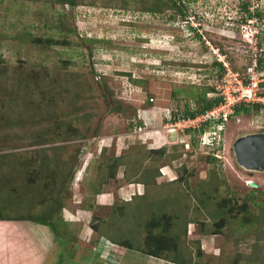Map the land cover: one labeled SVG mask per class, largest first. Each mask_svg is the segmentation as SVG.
<instances>
[{
  "label": "rangeland",
  "instance_id": "rangeland-1",
  "mask_svg": "<svg viewBox=\"0 0 264 264\" xmlns=\"http://www.w3.org/2000/svg\"><path fill=\"white\" fill-rule=\"evenodd\" d=\"M153 2L79 0L73 7L55 0H0V55L6 63L0 64V182L9 181L0 193V211L43 217L52 208L60 236L75 239L94 230V222L109 237L136 246L144 241L150 215L166 211L178 225L192 221L181 254L193 253L202 264H264V171L245 169L234 150L240 136L264 132V108L233 115L219 138L185 131L178 119L173 128L164 120L172 111L199 108L207 88L236 85L231 62L240 78L253 74L264 84V68L257 70L264 58V17L256 23L257 15L240 7L242 0H178L189 16L170 20L178 11L145 10ZM60 17L75 33L59 25ZM49 38L69 43L48 46ZM20 65L38 78L21 81ZM76 130L86 136L74 135ZM165 137L167 143H152ZM164 145V155L154 153ZM210 153L218 161L207 160ZM116 156H122L118 178L106 182L101 194V167ZM138 191L145 195L135 196ZM134 196L130 206L140 224L130 211L109 218L113 202ZM226 199L230 212L222 205ZM245 199L247 212L240 211ZM222 217L225 225L211 233Z\"/></svg>",
  "mask_w": 264,
  "mask_h": 264
},
{
  "label": "trees",
  "instance_id": "trees-1",
  "mask_svg": "<svg viewBox=\"0 0 264 264\" xmlns=\"http://www.w3.org/2000/svg\"><path fill=\"white\" fill-rule=\"evenodd\" d=\"M55 1L58 3L65 4V5L69 4L73 7H75L76 5L79 4V0H55ZM165 9H174L175 11H178V12H174L173 14H171L169 16L170 20H174L176 15H180L181 18H186L189 16L188 15V13H189L188 8L186 9L184 5L178 3V0H154L153 4L151 6L145 7V10H147V11L158 12V13L163 12ZM245 9H246V6H245ZM59 21H60L59 25L61 27H63L66 31H68L69 33H75L74 27L71 25V23L66 22V20L61 18V17H60ZM192 29L196 30V28H194V27H192ZM36 41L41 42L37 38H36ZM46 41L48 42V46H52L53 44H57V43L58 44L69 43V42H67V40H64L62 42H58V40H53V39L51 40V38L47 39ZM257 63H258L257 70L264 68V58H260L259 60H257ZM0 64L6 65L5 58L1 55H0ZM219 66L223 69V72H225L227 70L222 63H219ZM231 66L233 67V70H235V72H238L240 74V72H239L240 68H238L233 62H231ZM19 67L20 68H19L18 73L20 74L21 81H22V78L24 76L26 77V79H29L31 77L32 80L38 78V74L36 72L32 71V72L28 73L26 70H23L21 65ZM32 77H34V79ZM16 78H17V76H15V79ZM26 84H28V86L30 85L29 82H27ZM35 84L40 85L39 82L36 80H35ZM262 85H264L263 82L260 83L259 94L264 95V90H262ZM29 91H31V90H29ZM212 91L216 92L217 90L214 87L207 88V91H205L204 94L199 96V102H200L199 108H195L192 110H185L184 109V110H181V112H179L178 114L176 112H173V114H172L173 120L176 121L177 119H187L190 117H196L198 114L205 112L206 110L212 108L215 105H218L222 101V97L220 95H217L214 98H209V99H207V97H206V94L208 92H212ZM41 92H42V90L39 89V93H41ZM263 108H264V105L261 103H258V102H255V103L243 102V103H240V104L235 106L234 113L230 117H233V115H238V114L251 115L253 113L260 112ZM211 124L212 123H210V122H204L202 125H200L197 128L190 127V128H186V130L188 132H193L194 134L195 133L203 134L206 131L205 129L208 126H211ZM74 135H79L82 137L86 136L85 133H81L79 130L74 131ZM222 135H223V133H222ZM195 142H196V140H195ZM165 146H167V145H165ZM165 146H163L161 148H153L154 153L164 155L166 153ZM216 150H217V148L215 147L213 152ZM121 157L122 156H116V158H113L112 160L110 158L101 167L100 179L96 178V179H98V184H96V185H97L98 190H100V193L103 190L102 188L106 182H109L110 179L118 178L117 169H118L119 164L121 163ZM47 159H48V155H43L42 161L45 162V164H44L45 166H46V161L48 163V160H49V159L48 160ZM207 160H209L210 162H214L216 160L218 161V158H217V156H215V154L210 153L209 155H207ZM140 165H141V161H138L137 164L134 166L135 167L134 169L138 168ZM61 169H62V166H61ZM125 169H126V171L128 170L127 167H125ZM126 171H125V173H126ZM157 171H159V169ZM0 172H2V171L0 170ZM155 172H154V174H155ZM138 173H139V171L137 172V174ZM145 173L146 172H144V175H145ZM2 174H4V173H0V176ZM182 177H183V175H182ZM179 178H181V177L179 176L177 179H179ZM137 179L138 178H136V180H134V181L140 182V183H145L144 181H141L139 179L137 180ZM3 181L0 182V193L2 192L1 191L2 188L5 187L6 185H8V183H9L8 179L5 180V183H3ZM33 181H35V180H33ZM36 181L38 182V180H36ZM45 185L46 186H44V187L47 188L48 187L47 183H45ZM28 188H31V186H28ZM38 189L39 188H36V190H38ZM54 190L55 189L53 188L51 190V192H54ZM143 195H145V192L141 195H135V196H143ZM135 196L131 200L123 202V204L119 203L118 201L113 202L111 204V212H110L109 218L112 220V219H114V217H116L117 214L122 216V218H123V216L127 212L130 211L134 216L137 217L136 218V224L137 223L140 224L141 216L139 215L136 208H133L130 206L131 203L135 200ZM229 201H230L229 199H226L225 203L222 204L225 207L227 212L231 211L230 206H232L228 203ZM246 201H247V199H245L243 202V205L240 206V211L241 210H243L245 212L248 211V202H246ZM45 212H46V214H44L45 217L44 216L43 217L42 216H37V217L34 216L33 217L30 215H19V218H26L27 217V218H31V219L43 220L45 223H50L51 225L54 226L55 219L53 218L54 213H53L52 208L47 209V211H45ZM245 216L246 215H244V217ZM4 218H11V217L3 215V213L0 211V219H4ZM175 219H176L175 214H169L166 211L162 212L160 214L153 213L152 215H150V217L144 223V230H143V226L141 227V225H140V228L144 231L143 232L144 241L141 245H138V246L134 245V243L132 241H130L129 239H126L124 241H120L117 238H115L116 236H114V235H113V237H111V239L114 241H119L118 244H120V245H122L128 249L139 250L144 254L152 255L155 257H159V258H165V259H168V260L173 261L175 263H179V264H202V263L195 260L193 253H192V255H188V256L186 255V253L181 254V249H180L181 239H182L183 233L188 234L187 227L192 221L185 222V223L178 225L177 223H175ZM98 220L99 219H97L96 216H93L92 221H98ZM104 220H106V219H104ZM91 223L93 225V228H95L94 230L96 232L101 233L102 235H105L104 234L105 232L98 228V224H96L94 222H91ZM225 223H226V219L224 217H222L220 219V221H218L214 224L215 228L211 230V233L217 234L219 232V230H221L222 227L225 225ZM179 226H181V227H179ZM200 247H201L200 245L197 246V254L198 255L203 253L202 252L203 250L201 249L202 247L201 248ZM205 264H213V263H205ZM235 264H238V262H236Z\"/></svg>",
  "mask_w": 264,
  "mask_h": 264
},
{
  "label": "crops",
  "instance_id": "crops-1",
  "mask_svg": "<svg viewBox=\"0 0 264 264\" xmlns=\"http://www.w3.org/2000/svg\"><path fill=\"white\" fill-rule=\"evenodd\" d=\"M167 139L168 137L160 141L153 140L152 143H166ZM140 193L141 191H138L139 195ZM90 231L85 230L77 234L75 239H67L66 236L57 234L53 225L43 220L27 217L0 219V264L175 263L144 254L139 250L128 249L118 244L119 241L112 240L106 233L102 235L95 230ZM84 240L86 242L82 243Z\"/></svg>",
  "mask_w": 264,
  "mask_h": 264
},
{
  "label": "built area",
  "instance_id": "built-area-1",
  "mask_svg": "<svg viewBox=\"0 0 264 264\" xmlns=\"http://www.w3.org/2000/svg\"><path fill=\"white\" fill-rule=\"evenodd\" d=\"M225 65L226 67L228 66L227 63H225ZM229 72L231 71L229 70ZM231 74L235 77L237 83L234 86H229L228 84L218 86L215 93L222 97V101L218 105H215L205 112L198 114L196 117L178 119L179 121L176 122V125H178L179 123L186 128H190L196 127L195 124L198 125L200 123V125H202L204 122H210L212 123L210 126L211 130H209L208 132H204L203 136L205 137V134H207V138H219L221 133L220 131L222 128H224V122L228 121L230 116L234 113V108L236 105L243 102H262L261 104L264 105V95L259 94L260 80L256 81L255 75L250 74L248 76V80L245 81L240 78L238 72L232 71Z\"/></svg>",
  "mask_w": 264,
  "mask_h": 264
},
{
  "label": "water",
  "instance_id": "water-1",
  "mask_svg": "<svg viewBox=\"0 0 264 264\" xmlns=\"http://www.w3.org/2000/svg\"><path fill=\"white\" fill-rule=\"evenodd\" d=\"M235 156L241 166L250 171H264V132L240 136L234 143ZM252 187L259 183L250 181Z\"/></svg>",
  "mask_w": 264,
  "mask_h": 264
},
{
  "label": "flooded vegetation",
  "instance_id": "flooded-vegetation-1",
  "mask_svg": "<svg viewBox=\"0 0 264 264\" xmlns=\"http://www.w3.org/2000/svg\"><path fill=\"white\" fill-rule=\"evenodd\" d=\"M239 4L241 5V8L243 7V10H245L246 14L251 15V13L253 12L254 16L257 15L255 17L257 18L256 23L258 22L259 18L264 17V0H242V2H239Z\"/></svg>",
  "mask_w": 264,
  "mask_h": 264
},
{
  "label": "clouds",
  "instance_id": "clouds-1",
  "mask_svg": "<svg viewBox=\"0 0 264 264\" xmlns=\"http://www.w3.org/2000/svg\"><path fill=\"white\" fill-rule=\"evenodd\" d=\"M250 42H252V41H250ZM166 113V112H165ZM172 114H173V111H172V113H171V115H170V117L167 119V116H165V118H164V120H165V122H166V124H167V126H168V124H169V121H171L172 122V120H173V116H172ZM165 115H167V114H165ZM226 122H228V121H226ZM226 122H224V128H222L221 129V131L220 132H222V131H224L225 130V125H226ZM171 125H172V128H173V122L171 123ZM215 127H216V124H215ZM167 128V127H166ZM172 128H170L169 130H172ZM186 130V129H185ZM211 130V129H210ZM209 131V130H208ZM207 132V131H206ZM167 143V142H166ZM165 146V145H164ZM161 147H163V146H161ZM160 147V148H161Z\"/></svg>",
  "mask_w": 264,
  "mask_h": 264
},
{
  "label": "bare ground",
  "instance_id": "bare-ground-1",
  "mask_svg": "<svg viewBox=\"0 0 264 264\" xmlns=\"http://www.w3.org/2000/svg\"><path fill=\"white\" fill-rule=\"evenodd\" d=\"M250 181H254V180H250ZM250 181H248V184L250 183Z\"/></svg>",
  "mask_w": 264,
  "mask_h": 264
}]
</instances>
